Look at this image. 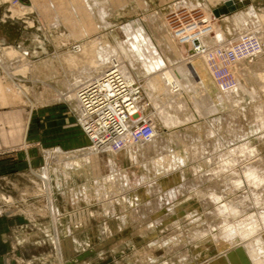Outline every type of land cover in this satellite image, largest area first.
<instances>
[{"label": "rangeland", "instance_id": "374dc122", "mask_svg": "<svg viewBox=\"0 0 264 264\" xmlns=\"http://www.w3.org/2000/svg\"><path fill=\"white\" fill-rule=\"evenodd\" d=\"M53 1L57 0H42V10L48 9L46 5ZM72 1L78 2V0H71L72 5ZM32 2V0H0V26L10 27L8 36L11 41L8 46H0V58H2L0 95L3 96V98L0 97V122L4 121L3 114L6 115V122L10 120L11 115L12 124H17L16 126H19L20 120L22 122L26 119L31 122L43 120L46 129L59 128L60 133L55 136H59L60 140L55 141L50 135H45L43 142L28 139L23 148V151L27 153L28 170L22 175L13 174L9 180L0 179V213L10 215L47 213L44 215L46 220L43 222L49 223L52 215L56 229V216L52 214V206L57 216L65 212V209L70 211L71 253L65 252L64 248L63 252L59 253V257L52 260V264H63L64 255L69 254L71 264H208L213 261V257H223L227 253H234V255L240 253L237 247L241 243L240 237L233 242L227 241V233L225 234L222 229L224 217L218 214L217 206L249 199L246 200V207H241V211L245 212L234 216L236 219L230 218L228 220L230 224L244 220L248 222L252 213L261 216L264 214V203H262L264 202V180L261 183L258 182L260 178H264V162L261 160L263 163L258 161L253 164L259 169H255L251 174L252 177L250 175V178H253L252 181L247 178L248 175H245L249 172V166L245 165L244 156L239 157L238 164L241 166L244 164L247 168L239 167L238 164L236 167L230 160L232 148L247 142L256 147L264 159V126L261 127L256 122L259 120L256 107L260 103L264 104V85H262L264 84V64L257 66L259 59H264V34H262L264 20L261 21L259 17L264 13V0H239L241 5L237 11L220 18L215 16L209 24L204 22L208 11L219 8L226 2L225 0L220 2L219 0H116L115 2L87 0L92 10L87 16L74 14L70 19L68 13H63L65 15L63 21L70 22L71 26L59 25L56 22L46 24L44 17L31 8ZM237 14H246L245 16L249 18L240 20L236 18ZM184 27L192 30L191 32L210 29L208 34L212 37L217 35V30H220L224 34H222L223 39L235 38V40L245 33L253 32L255 35L254 32L257 34L262 32L263 37H260L263 45L262 54L259 53L258 56L239 62L237 67L243 66L246 71L241 72L237 69L239 78L236 76V79H239L240 83L248 89L254 86L259 89L261 91L259 97L253 99L246 92L240 91L236 94L237 102L240 104L237 103L234 107H229V104L223 105L220 110L210 114L209 104L213 101L214 104L217 103L220 92L224 90L217 87L208 63L204 60L199 61L202 59L200 57L197 61L204 63L203 66L206 67H204L205 74L202 76L212 91H208L204 84L199 86L202 92L199 89L192 90L188 86L189 74L180 69L188 63L190 58H194L195 54L192 50L193 42L182 43L177 35L176 31ZM137 34L142 36L138 35V37ZM257 34L256 36L259 37ZM1 36L2 32H0ZM140 37H143V40ZM135 41H137L136 44ZM20 42L23 43V48L17 46ZM207 43L211 44L208 40ZM83 45L87 48L86 52L79 53ZM149 46L159 56L162 63L160 68L154 69V60L149 59V49H147ZM7 47L15 49L17 53L20 51L18 55H24L23 58L26 60L13 62L7 53ZM25 50L35 57L26 56ZM113 57H120V62L112 63L113 65L129 66L128 71L133 72L134 78L137 77L135 80L142 85L143 93H145L143 94V113L154 122L156 129L154 137L157 141L159 137L164 138L167 144L160 145L158 141L149 148L141 142L138 143L139 145L129 146L134 149L133 155L127 151L129 147L116 155L112 153L109 146L102 150L93 148L79 121L77 101L72 98L70 100L68 95H74L85 82L93 80L96 74L112 66L108 60ZM148 59L150 61H147ZM101 60L102 65H98ZM3 64L13 73L12 76L7 73ZM96 66L101 71L97 70ZM87 68L91 70V75L85 71ZM165 69L172 70L171 72L177 76L176 85L182 90L180 94H165L161 90L163 88L154 89L149 86V81ZM236 82L237 80L224 88L235 86ZM16 84L28 91V95L22 93ZM194 92L201 93L198 95ZM146 94L147 96L150 94L149 99ZM202 96L207 97V101L202 99ZM171 98L174 106L170 102ZM181 99L185 100L184 102L189 106L188 109L182 107ZM195 103L201 104V110L208 115H199L194 107ZM177 106L178 109H176ZM161 109L168 110L167 112L172 115L181 113L180 116L183 120L185 118V122L167 125L165 118L160 114ZM9 112L10 115H8ZM193 113L195 116L190 119ZM226 113H229V117L235 122V126L232 125L234 131L229 129V124L224 117ZM68 119L71 124L70 138L65 128ZM258 127L260 128L257 129ZM68 139L71 140L70 145ZM203 144H205V150L202 148ZM86 150L90 152L92 150V153L107 157L112 156L118 166L100 172L93 166H86L85 157H90L89 154H85ZM223 155H227L226 158ZM171 156L181 157V159H178V163L176 160H172L171 163L169 161ZM231 159L233 160V157ZM69 162L71 167L67 165ZM102 167L105 168L104 165ZM112 175L118 180H106ZM177 176L181 178L180 181L176 180ZM67 181L71 185L69 189L68 185H65ZM97 181L104 185L109 183L112 185H107L108 188L103 187L98 195ZM185 183L193 185L187 190L182 186ZM173 186L177 187L176 190H182L171 193V201L168 202V210L165 211L164 216L166 221L162 225L157 227L153 224V218L156 215L150 214L145 219V216L140 217V214L136 216L135 207L130 203L131 198H136L147 190H155L156 197H160L165 195L166 191L168 194L167 188ZM106 189L110 193L105 195ZM206 195L219 197L220 202L206 201L203 207L199 200L207 199ZM67 198L71 200L69 205ZM147 202L149 203V200ZM249 203L254 207H251ZM123 217H126L125 222ZM177 217L181 219L179 225H168L170 220L174 222ZM32 223L28 221L29 225ZM202 231L210 234L202 238L196 236V232ZM259 232L264 233L262 228ZM188 249L193 260L189 256V259L185 257ZM246 254L256 264V255L248 250H245L243 255ZM218 262L234 264V260L230 258L218 260Z\"/></svg>", "mask_w": 264, "mask_h": 264}, {"label": "bare ground", "instance_id": "6f19581e", "mask_svg": "<svg viewBox=\"0 0 264 264\" xmlns=\"http://www.w3.org/2000/svg\"><path fill=\"white\" fill-rule=\"evenodd\" d=\"M3 1H5V0H3ZM16 1V0H15ZM33 2H32V9H34V10H37L38 11V13L41 15V16H43L44 18L43 19H45L46 20V24L48 23V22H56V23H58L59 25H68V26H71L72 24L70 23V22H64L63 21V18L65 17V15H63V13L65 14V13H68L67 15H69L70 16V19H71V16H73L74 14H81V15H88L89 13H91V7H90V4L87 2V0H78V2H76V1H72V3H73V5L71 4V0H57L56 2H49L48 3V5H46V7L48 8V9H46V10H42V7H43V2H42V0H32ZM113 2H115L116 0H112ZM111 0H110V2H112ZM225 1H227V0H225ZM244 1V0H243ZM40 2H41V4H40ZM219 2H220V0H219ZM63 3V4H62ZM109 4V3H108ZM41 5V6H40ZM15 7V6H14ZM17 7V6H16ZM20 7V6H19ZM22 7V6H21ZM30 7V6H29ZM18 8V7H17ZM202 8V7H201ZM15 10V9H14ZM19 10V9H18ZM26 12V11H25ZM207 12V11H206ZM256 12V11H255ZM257 14V13H256ZM264 14V13H263ZM263 14H261L259 17L261 18V21H263L264 20V15ZM235 15H236V13H235ZM238 15V14H237ZM246 15V14H245ZM245 15H238L236 18H238V19H242V20H246V19H248L249 18V16H245ZM249 15V14H248ZM216 15H215V13H214V10H212V11H208V16H207V18L205 19V21L204 22H208V24H209V22L210 21H212V19L215 17ZM153 18V17H152ZM217 18V17H216ZM229 18V17H228ZM232 19V18H231ZM234 19V18H233ZM229 20V19H228ZM235 20V19H234ZM260 21V22H261ZM165 22V21H164ZM250 23V22H249ZM150 24V23H149ZM50 25V24H49ZM262 25V24H261ZM263 30H264V28H263ZM190 32V31H189ZM132 33V32H131ZM202 36H201V41H202V43H203V45H205L206 46V48H208V49H211V48H213L215 45H220L222 42H223V36H222V34H223V32L222 31H220V30H217V35L215 36V37H212V35H209L208 33H209V31L207 30H204V31H202ZM255 33V35L257 34L256 32H254ZM262 33V32H261ZM261 33H258L257 35H259V38L260 37H263L262 35H261ZM125 34V33H124ZM127 35H128V33H126ZM130 34V33H129ZM246 34H249V35H253V32L252 33H245V34H242V35H239V38L241 37V36H244V35H246ZM262 34H264V33H262ZM126 35V36H127ZM139 34H137V36H138ZM224 35V34H223ZM139 36H142L141 34L139 35ZM138 36V37H139ZM128 37H130L129 35H128ZM141 39L143 38V37H140ZM225 38V37H224ZM239 38H237L236 40H238ZM137 39V38H136ZM134 40V39H133ZM140 40V39H139ZM138 40V41H139ZM143 40V39H142ZM207 40H208V42H211V44H209V43H207ZM228 40H231L232 42H234L235 41V38H232V39H228ZM151 41V40H150ZM136 42L137 41H135V44H136ZM131 43V42H130ZM139 43V42H138ZM143 45V44H142ZM84 47L82 48V49H79V53L80 52H84L87 48H86V46L85 45H83ZM118 46V45H117ZM139 47V46H138ZM8 48V47H7ZM111 48V47H110ZM140 48H141V46H140ZM117 49V48H116ZM123 49V48H122ZM136 49V48H135ZM147 49H149V59L150 60H154V62L153 63H155V67H154V69H157V68H160V64H162L160 61L161 60H159V56L157 55V53L155 52V50L152 48V47H148ZM93 50V49H92ZM192 50H194V58L192 57V58H190L189 60H188V63H186V64H184V67L182 68V69H180V70H182V71H187L188 72V76L189 77H187L188 78V86H190V89L192 88V90H200L201 92H202V90H201V88H199V86L200 85H202L203 86V84H204V86H205V88L206 89H209L208 91H210L211 89H210V86H208L207 84H206V81H204V78H203V74H205L204 73V67L205 66H203V64L204 63H199L197 60H198V58L200 57V58H202L201 60H199V61H202V60H204L206 63H207V60H208V54H207V52H202V51H200V50H198L197 52L195 51V47H194V45H193V49ZM3 51V50H2ZM140 50H138V52H139ZM157 51V50H156ZM1 52V51H0ZM5 52H6V50H5ZM20 51H18V53H19ZM86 52V51H85ZM122 52V51H121ZM141 52V51H140ZM7 53L10 55V59L11 60H13V62H21V61H24V60H26V59H24L23 58V56L24 55H18V53H17V51L15 50V49H13V48H8L7 49ZM21 53V52H20ZM6 54V53H5ZM4 54V55H5ZM262 54V53H261ZM79 55V54H78ZM140 55H141V53H140ZM146 55H147V53H146ZM259 55V54H258ZM257 55V56H258ZM113 56V55H112ZM139 56V55H138ZM109 57H111V56H109ZM140 57V56H139ZM56 58V57H55ZM120 57H117V58H115V57H113V58H109V62H110V64H112V63H118V62H120L119 59ZM146 58H147V56H146ZM163 58V57H162ZM1 59L2 58H0V63H1ZM147 60V61H150V60ZM161 59V58H160ZM75 60H76V58H75ZM146 60V59H145ZM246 60H248V58H244V59H241V60H239L237 63H235V65H234V71H235V74H236V76L239 78V76H238V71H237V69L239 70V71H241V72H245L246 71V68L245 67H240L239 68V66L237 67V64L239 63V62H242V61H246ZM70 61H71V58H70ZM28 62V61H27ZM30 62V61H29ZM41 62V61H40ZM102 60H101V62H99L98 63V65H102ZM138 62V61H137ZM195 62H197V64L195 63ZM203 62V61H202ZM32 63V62H31ZM36 63V62H35ZM124 63H125V61H124ZM127 63V62H126ZM130 63H131V61H130ZM130 63H128V64H130ZM151 63V62H150ZM205 63V64H206ZM26 65H27V63H25ZM122 64H123V62H122ZM133 64V63H132ZM240 64V63H239ZM238 64V65H239ZM262 64H264V59H259V61H258V63H257V66H261ZM113 65V64H112ZM119 65V67L121 68V70L123 71V73L125 74V76L126 77H128L129 79H131V80H135V78H137V77H135L134 78V74H133V72H130V71H128V67L129 66H127V65H125V66H121V64H118ZM150 65V64H149ZM176 65V64H175ZM242 65V64H241ZM3 66H4V64H3ZM93 66V65H92ZM5 67V66H4ZM8 67H9V65H8ZM22 67H24V66H22ZM30 67V66H29ZM97 67V70H99V71H101L100 70V68L98 67V66H96ZM133 67H134V65H133ZM26 68V67H25ZM206 68V67H205ZM5 69H7V73L10 75V76H12L13 75V73L12 72H10L9 71V69L7 68V67H5ZM22 69V68H21ZM74 69V68H73ZM93 69H96V68H93ZM105 69V68H104ZM131 69V68H130ZM148 69H149V67H148ZM259 69V68H258ZM83 70H84V68H83ZM97 70H96V72H97ZM86 72H88L90 75H91V70L89 69V68H87L86 70H85ZM172 70H166L165 69V71H162L161 70V74L160 75H158L157 77H153L150 81H149V86H151V87H153L154 89L156 88V89H158V88H163V89H161V90H163V92L165 93V94H174V93H179L180 91L182 92V90H181V88L180 87H177V76L176 75H174V73L173 72H171ZM208 71V70H207ZM94 72H95V70H94ZM177 72H179V71H177ZM98 73V72H97ZM102 72H99V74H96V76H94V78L93 79H95L96 77H98L100 74H101ZM160 73V72H159ZM179 73H181V71L179 72ZM93 74V73H92ZM256 74V73H255ZM94 75V74H93ZM209 75V74H208ZM210 75H211V73H210ZM77 76V75H76ZM212 76V78H214L213 77V75H211ZM210 76V77H211ZM38 77V76H37ZM179 77V76H178ZM260 77H261V75H260ZM263 78V77H262ZM77 79V78H76ZM78 80H80V79H78ZM138 80V79H137ZM237 80V82H236V85L235 86H231V87H227V88H224V87H221V86H219L218 84H217V87H220V89L222 90H224V92H220V98L218 99V101H217V103L215 102V104H214V101L211 103V104H209V106H210V111H209V113L211 114V112H215V111H218V110H220L221 109V106H223V105H228L229 107L231 106V107H234V105L235 104H237L238 102H237V98H236V94L238 93V92H240V91H242V92H246V94H248L251 98H255L256 99V97H259V94L261 93V91L259 90V89H256V87L254 86V87H252V88H247V87H245V85H243V84H241L240 83V81H239V79H236ZM62 81V80H61ZM213 81H215V79H213ZM63 82V81H62ZM88 82V81H87ZM138 82V81H137ZM261 82H262V80H261ZM86 83V82H85ZM84 83V84H85ZM81 84V83H80ZM182 84V83H181ZM180 84V85H181ZM75 85V84H74ZM262 85H264V84H262ZM16 86L18 87V86H20V85H17L16 84ZM248 86V85H247ZM69 87H70V85H69ZM144 87V86H143ZM18 88H20L21 89V87H18ZM71 88H72V86H71ZM75 88V87H74ZM73 88V89H74ZM183 88L185 89V87L183 86ZM204 88V87H203ZM204 88V89H205ZM263 88V87H262ZM69 89V88H68ZM144 89V88H143ZM22 90V93H24L25 95H28V91H26L25 89H21ZM76 90V89H75ZM17 91V90H16ZM67 91V90H66ZM143 91V90H142ZM188 91H189V88H188ZM207 91V92H208ZM212 91V90H211ZM210 91V92H211ZM153 92V91H152ZM199 92V91H198ZM197 92V93H198ZM200 92V93H201ZM203 92H204V90H203ZM148 93V92H147ZM150 93H151V91H150ZM157 93V92H156ZM155 93V94H156ZM161 93V92H160ZM184 93H185V91H184ZM190 93V92H189ZM196 92H194V94H195ZM196 93V94H197ZM200 93H198V95L200 94ZM205 93V92H204ZM204 93H202V95H205ZM56 94V93H55ZM143 94H145V93H143ZM180 94V93H179ZM178 94V95H179ZM150 95V94H149ZM148 95V96H149ZM177 95V96H178ZM187 95H188V93H187ZM208 95V94H207ZM218 95V94H217ZM239 95V94H238ZM69 96V99L71 100V98L72 99H76V101H77V106L79 107V98H78V95H77V92H75L74 93V95H68ZM146 96H147V94H146ZM148 96H147V98H148ZM165 96V95H164ZM0 97H2L3 98V96L2 95H0ZM154 97H156V96H154ZM154 97H152V99L154 98ZM176 97V96H175ZM174 97V98H175ZM179 97V96H178ZM182 97V96H181ZM180 97V98H181ZM193 97V96H192ZM197 97V96H196ZM203 97V96H202ZM218 97V96H217ZM238 97H240V96H238ZM66 98V97H65ZM157 98V97H156ZM149 99V98H148ZM155 99V98H154ZM158 99H160L159 98V96H158ZM202 99H205L206 101H207V97H203ZM67 100H68V98H67ZM156 100V99H155ZM170 100H172V101H170V102H172V104H173V99L171 98ZM181 100H183V99H181ZM243 100V99H242ZM160 101V100H159ZM175 101V100H174ZM185 100H183V101H181V105H182V107L184 108V107H189V106H187V104L184 102ZM200 101V100H199ZM198 101V102H199ZM244 101V100H243ZM153 103V102H152ZM155 103H157V101H155ZM168 103V102H167ZM176 103L178 104V102L176 101ZM176 103H175V106H176ZM203 103V102H202ZM238 104H240V103H238ZM173 106H174V104H173ZM172 106V107H173ZM193 106V105H192ZM201 106V107H200ZM156 107H158V106H156ZM166 107V106H165ZM164 107V108H165ZM170 107H171V105H170ZM181 107V108H182ZM194 107H195V109H197V111L199 112V115H201V116H203V115H205V114H207L208 115V113H204V111L203 110H201L202 109V105L201 104H197V103H195V105H194ZM174 108V107H173ZM209 108V107H208ZM256 108H258L256 111L258 112V117H259V120L258 121H256V122H258V124H259V126L261 125V127H262V125L264 126V104H262L261 105V103H260V105H258ZM176 109H178V106L176 107ZM188 109V108H187ZM174 110H175V108H174ZM161 112H160V114L162 115V117H164L165 118V122H166V124L167 125H177V124H179V123H184L185 121V118H184V120L182 119L183 117H181L180 115H182L181 113H176V114H170L169 112H167L166 111V109L165 110H163L162 111V109L160 110ZM178 111V110H177ZM176 111V112H177ZM255 111V110H254ZM221 112V111H220ZM172 113V112H171ZM175 113V112H174ZM192 113V112H191ZM233 113V112H232ZM229 113H226L225 115H224V117L226 118V120H227V122H228V124H229V129H231L232 131H234L235 129H234V127L232 126V125H234L235 124V122H234V120H233V118H230L229 117V115H228ZM235 114V113H234ZM242 114V113H241ZM197 115V114H196ZM187 116V115H186ZM188 116H190V115H188ZM194 116H195V114L193 113V114H191V116L189 117L190 119L191 118H194ZM255 116V115H254ZM161 117V118H162ZM235 118V117H234ZM189 119V120H190ZM239 119V118H238ZM256 119V118H255ZM219 121V120H218ZM217 122V121H216ZM238 122V121H237ZM243 122V121H242ZM215 124V123H214ZM239 125V124H238ZM235 126V125H234ZM243 128V127H242ZM260 127H258L257 129H259ZM239 129V128H238ZM237 129V130H238ZM212 133H214V132H212ZM236 133V132H235ZM243 133V132H242ZM184 136H185V134H184ZM155 138V137H154ZM152 138V140L151 141H148V142H142L143 143V145L144 146H147V147H153L154 145H155V143L156 142H158L160 145H164V144H167V141H166V139H164V138H158L159 140L157 141V138ZM198 138V137H197ZM208 141H209V139H208ZM206 142V141H205ZM140 144V143H139ZM139 144H136V145H139ZM198 145V144H197ZM211 145V144H210ZM207 146V145H206ZM212 147V146H211ZM202 148L204 149L205 148V144H203V146H202ZM94 150V149H93ZM205 150V149H204ZM228 151L230 150L229 148L227 149ZM124 151H126V150H123V151H120V152H112L114 155H116V154H119V153H121V152H124ZM127 151L130 153V154H134V149H133V147H129L128 149H127ZM200 151V150H199ZM212 151V150H211ZM95 152H97V151H95ZM194 152V151H193ZM101 153V152H100ZM229 153V152H228ZM84 154V153H83ZM85 154L87 155V154H89L90 155V157H85L86 159L84 160L85 161V163H86V166L87 165H89V166H93L95 169H97L99 172L100 171H105V169L107 170V169H111L112 167L114 168L115 166H118L117 164V161L115 160V158H113L112 156L110 157H107L106 155H102V154H99V153H92V150H91V152L90 151H85ZM106 156V157H105ZM224 156V155H223ZM227 156V155H226ZM226 156H224V158H226ZM230 160L231 161H233L234 163H235V166L237 167V165L236 164H238L239 162H240V160H239V157L240 156H244V160L248 163V164H246V162H245V165L246 166H249L248 167V173H246L245 171H243L244 173H246L245 175H248L247 176V178H250V175L255 171V169H257V168H255L254 166H253V164L254 163H256V162H258V161H263L264 162V159H263V157H261L260 156V154H259V152H258V149L256 148V147H253V146H251L250 144H249V142H247L246 144H241V145H239V146H235L234 148H232V150H231V153H230ZM77 157V156H76ZM233 157V160L231 159ZM71 158V157H70ZM223 158V157H222ZM246 158H247V160H246ZM79 159V158H78ZM178 159H181V157L180 158H178V157H172L171 156V158H170V160L169 161H171V163H172V160H176V163H178ZM241 159V158H240ZM71 161V160H70ZM221 161V160H220ZM261 161V162H262ZM226 162V161H225ZM228 162H229V160H228ZM232 162V163H233ZM241 162L242 163H244L242 160H241ZM260 162V163H261ZM262 162V163H263ZM223 163H224V161H223ZM222 164V163H221ZM67 165L68 166H70L71 167V163L69 162V163H67ZM104 165V169H103V166ZM178 165V164H177ZM239 165V164H238ZM244 164H243V166H245ZM82 166H83V164H82ZM173 166V165H172ZM241 165H239V167H240ZM243 166H241V167H243ZM245 166V167H246ZM226 167V166H225ZM228 167H229V165H228ZM69 168V167H68ZM247 168V167H246ZM263 168V167H262ZM261 168V169H262ZM55 169V168H54ZM223 169V168H222ZM227 169V168H226ZM225 169V170H226ZM259 169V168H258ZM257 169V170H258ZM241 170V169H240ZM240 170H238V171H240ZM263 170H264V168H263ZM64 171V170H63ZM237 171V170H236ZM242 171V170H241ZM259 171H261V170H259ZM66 173V172H65ZM212 173V172H211ZM242 173V172H241ZM99 174V173H98ZM109 174V173H108ZM206 174H207V172H206ZM243 174V173H242ZM242 174H240V176L242 175ZM107 175V174H106ZM119 175V174H118ZM213 175V174H212ZM216 176H218L217 174H215ZM233 175V174H232ZM244 175V174H243ZM242 175V176H243ZM255 175V174H254ZM257 175H258V173H257ZM256 175V176H257ZM48 176V175H47ZM253 175H251V177H252ZM97 177V176H96ZM207 177V176H206ZM210 177V176H209ZM220 177V176H219ZM230 177V176H229ZM237 178V177H236ZM244 178V177H243ZM246 178V177H245ZM244 178V179H245ZM256 178H258V176L256 177ZM113 179H116L115 177H113V175L112 176H110V177H108V178H106V180H108V181H111V180H113ZM254 179H255V176H254ZM259 179V178H258ZM60 180V179H59ZM98 180V179H97ZM116 180H118V179H116ZM176 180H178V181H180L181 180V178L179 177V176H177V179ZM228 180V179H227ZM249 180V179H248ZM247 179H246V181H248ZM250 180H252L253 181V178L251 179L250 178ZM250 180H249V182H250ZM264 180V178L262 179V178H260V180L258 181L259 183H261L262 181ZM215 181V180H214ZM230 181V180H229ZM245 181V180H244ZM245 181V182H246ZM98 183H97V193H98V195L100 194V191L102 190V188L103 187H105V188H108V186L110 185H112V184H106V185H104L102 182H99V181H97ZM119 182V181H118ZM232 182V181H231ZM239 182V181H238ZM257 182V181H256ZM120 183V182H119ZM240 183H243V182H240ZM253 183V182H252ZM251 183V184H252ZM108 185V186H107ZM175 185V184H174ZM192 185L193 184H191V185H189V184H187V183H185V184H182V186H183V188L184 189H187V190H189L190 189V187H192ZM231 185V184H230ZM239 184H237V186H238ZM245 185V184H244ZM255 185V184H254ZM171 186V185H170ZM236 186V185H235ZM246 187H247V185H245ZM256 186H258V185H256ZM224 187V186H223ZM234 187V186H233ZM249 188H250V186H248ZM176 186H173V187H170V188H167V190H169V193L167 194V191L165 192V195L163 194V195H161L160 197H156V191L155 190H152V191H145L143 194H140L139 196L137 195V197L136 198H134L133 197V199L131 198V200H130V203H132V205H134V207H135V214H136V216L138 215V214H140L141 216L140 217H144V219L148 216V215H156V217L155 218H153V224H155V226H160V225H162V223L163 222H165L166 221V218L164 217L165 216V211L166 210H168V208H167V205H168V202L169 201H171V193L174 191V192H177L178 193V191L180 192L182 189H180V190H176ZM253 188V187H252ZM164 189H165V187H164ZM218 189H219V186H218ZM231 189V188H230ZM230 189H228V190H230ZM257 189V188H256ZM186 190V191H187ZM240 190V189H239ZM247 190V189H246ZM105 191V195L106 194H108V193H110V191L108 190V189H106V190H104ZM226 191V190H225ZM249 191V190H248ZM87 194H88V192L87 191H85ZM84 192V193H85ZM207 192V191H206ZM230 192H232V191H230ZM230 192H228V193H230ZM243 192V191H242ZM259 192V191H258ZM85 193V194H86ZM205 193V192H204ZM261 193V192H260ZM260 193H258V194H260ZM200 194V193H199ZM225 194H227V193H225ZM262 194V193H261ZM214 195V194H213ZM212 195V196H213ZM221 195H222V193H221ZM250 195V194H249ZM207 196V195H206ZM217 196H219V195H217ZM228 196V195H227ZM251 196V195H250ZM97 197V196H96ZM222 197V196H221ZM238 197H239V195H238ZM240 197H241V195H240ZM243 197H244V195H243ZM246 197H247V195H246ZM245 197V198H246ZM204 198V197H203ZM225 198H226V196H225ZM223 199V198H222ZM241 199H243L242 197H241ZM259 199H260V197H259ZM147 200H149V203L147 202ZM199 200V199H198ZM220 200V198L219 197H210V196H207V199H205V200H203V199H200L199 201L201 202V205L204 207L205 206V204H206V201H208V203H211V202H220L219 201ZM233 200V199H232ZM236 200V199H235ZM246 200H249V199H245V200H236V201H234V202H232V204H225L224 205V203L223 204H221V205H219V206H217L218 208H217V211H218V214H220V215H222L224 218H223V220H224V222L222 223V229H223V232L226 234L227 233V241L228 242H233L236 238H238V237H240V240H241V243L240 244H238L237 245V247H238V252H240V253H238L237 255H234V253H227L225 256H223V257H219V258H217V256L216 257H213L212 258V262H210V263H208V264H215V263H218V264H220V262H218V260H228L229 258L232 260H234V264H255L254 263V261H253V259L252 258H250L247 254L246 255H243L244 254V252H245V250H248V251H250L251 253H253V254H255L256 255V259H257V261H256V264H264V233H261V232H259V229L260 228H262L263 229V231H264V214L261 216V215H257L256 213V215H254L253 213L251 214L252 216L249 218V221L247 222L246 220H244V221H242V222H235V223H232V224H230L229 222H228V220L230 219V218H232V217H234V216H239V214H241V213H243V212H245V211H241V207L242 208H245L246 207V205H247V203H246ZM252 200V199H251ZM143 201V202H142ZM253 201V200H252ZM263 201V200H262ZM120 202V201H119ZM137 202H138V204H137ZM145 202H147V203H145ZM247 202H249V201H247ZM254 202V201H253ZM143 203H145V204H143ZM252 203V202H251ZM262 203H264V202H262ZM254 204V203H253ZM252 204V205H253ZM260 204H261V202H260ZM249 205H250V203H249ZM243 206H245V207H243ZM251 206V205H250ZM248 207V206H247ZM251 207H254V206H251ZM249 208V207H248ZM243 210H246V209H243ZM51 211H52V214L54 215V216H57V214H56V212H55V210H54V207L52 206V208H51ZM258 211V210H257ZM260 213V212H259ZM56 214V215H55ZM179 217V216H178ZM177 217V219H176V221H172V220H170V224L168 223V225H172V224H174V225H179L180 224V222H181V219H179ZM57 218V217H56ZM219 218V217H218ZM235 218V217H234ZM233 218V219H234ZM123 219H124V222H125V220H126V217H123ZM236 219V218H235ZM155 220H157V221H155ZM143 222V221H142ZM238 223V224H237ZM181 226V225H180ZM214 226V225H213ZM210 227V226H209ZM209 230H210V228H209ZM213 230V229H212ZM208 231V230H207ZM198 232H196V236H198V237H201L202 238V236L203 237H205V236H208V234H210L209 232H204V231H202V232H199L198 234H197ZM215 235V234H214ZM235 244V243H234ZM182 245V244H181ZM190 246V245H189ZM189 248V247H188ZM190 249V248H189ZM189 249L186 251V253H185V257H187V259H191V260H193L192 259V256L190 255V251H189ZM203 249V248H202ZM236 250V249H235ZM232 251V250H231ZM188 256H189V258H188ZM216 258V259H215ZM208 262V261H207Z\"/></svg>", "mask_w": 264, "mask_h": 264}, {"label": "built area", "instance_id": "2783aa9c", "mask_svg": "<svg viewBox=\"0 0 264 264\" xmlns=\"http://www.w3.org/2000/svg\"><path fill=\"white\" fill-rule=\"evenodd\" d=\"M191 31L184 27L176 32L182 43L193 42L196 52H207L208 68L221 87L235 82V63L263 51L256 35L246 34L234 42L223 39L220 45L208 49L201 41L203 33ZM77 95L79 121L93 148L109 146L112 152H120L151 141L156 135L154 122L143 113L142 85L126 77L119 65L110 66L83 84Z\"/></svg>", "mask_w": 264, "mask_h": 264}, {"label": "crops", "instance_id": "0c3cea01", "mask_svg": "<svg viewBox=\"0 0 264 264\" xmlns=\"http://www.w3.org/2000/svg\"><path fill=\"white\" fill-rule=\"evenodd\" d=\"M9 31L10 27L0 26V32H2L0 46L11 44ZM225 37L229 38L226 35ZM22 44L20 42L16 45L23 48ZM25 51L26 56L35 57L27 54V50ZM3 118L4 121L0 122V179L9 180L13 174L22 175L28 170L27 153L23 151L28 139L43 142L45 135H50L51 139L60 140L59 136H55L60 133V130L59 128L46 129L43 120L33 122L27 119L23 122L20 120L19 126H16L17 124H12L11 115L8 122L5 121L6 115L3 114ZM65 128L70 138V119L67 120ZM68 144H71L70 139H68ZM65 185H68V189L71 187L68 181ZM67 199L68 205L71 204V200ZM44 215L47 213L15 215L0 213V264H28L29 262L31 264H52V260L59 257V253H62L64 248L65 252L71 253V212L65 209V212L55 217L56 229L52 215L47 224L43 222L46 220ZM28 221L34 224L29 225ZM65 256L63 264H71V255Z\"/></svg>", "mask_w": 264, "mask_h": 264}, {"label": "water", "instance_id": "95a60500", "mask_svg": "<svg viewBox=\"0 0 264 264\" xmlns=\"http://www.w3.org/2000/svg\"><path fill=\"white\" fill-rule=\"evenodd\" d=\"M240 5L241 3L239 2V0H227L222 6L216 8L214 10V13L217 18H220L221 16L228 15L237 11ZM28 53L29 52H27V54Z\"/></svg>", "mask_w": 264, "mask_h": 264}]
</instances>
